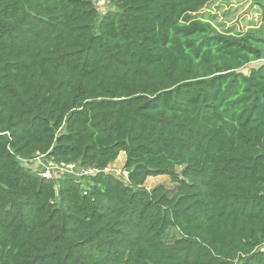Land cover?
Here are the masks:
<instances>
[{
	"label": "trees",
	"instance_id": "trees-1",
	"mask_svg": "<svg viewBox=\"0 0 264 264\" xmlns=\"http://www.w3.org/2000/svg\"><path fill=\"white\" fill-rule=\"evenodd\" d=\"M106 1L0 0V264H264V0L235 35L211 0ZM121 153L84 187L23 164Z\"/></svg>",
	"mask_w": 264,
	"mask_h": 264
},
{
	"label": "rangeland",
	"instance_id": "rangeland-1",
	"mask_svg": "<svg viewBox=\"0 0 264 264\" xmlns=\"http://www.w3.org/2000/svg\"><path fill=\"white\" fill-rule=\"evenodd\" d=\"M94 4L100 14L114 10L113 5L106 0H94ZM193 17L209 22L220 33L232 35L245 33L248 29L260 25L258 7L251 0H211L204 9ZM261 63L263 62L252 63L243 69L242 72L247 74L251 68H256ZM37 161L43 162L42 159ZM124 162L125 156L121 153L116 161L109 166V173L126 178L127 173L124 171ZM23 164L27 168L38 169L36 159ZM84 182L82 184L83 187ZM157 185L172 188L167 176L151 177L146 180L143 187L151 190Z\"/></svg>",
	"mask_w": 264,
	"mask_h": 264
},
{
	"label": "built area",
	"instance_id": "built-area-1",
	"mask_svg": "<svg viewBox=\"0 0 264 264\" xmlns=\"http://www.w3.org/2000/svg\"><path fill=\"white\" fill-rule=\"evenodd\" d=\"M35 159L36 164L38 165L36 173L45 180H53L57 177H65L72 179L75 184L81 186L84 181L99 174L100 172L111 174L108 171L109 167L101 171L94 167H82L77 164H56L50 160H46L44 156H37ZM40 159L43 160L42 163L37 161Z\"/></svg>",
	"mask_w": 264,
	"mask_h": 264
}]
</instances>
